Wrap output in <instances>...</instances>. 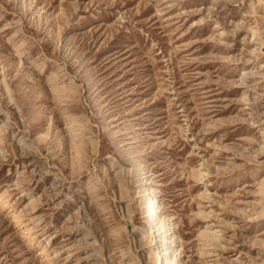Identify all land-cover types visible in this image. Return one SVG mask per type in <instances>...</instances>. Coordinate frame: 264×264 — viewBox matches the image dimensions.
I'll return each instance as SVG.
<instances>
[{
    "label": "rangeland",
    "instance_id": "obj_1",
    "mask_svg": "<svg viewBox=\"0 0 264 264\" xmlns=\"http://www.w3.org/2000/svg\"><path fill=\"white\" fill-rule=\"evenodd\" d=\"M5 190L0 264H157L150 190L180 264H264V0H0Z\"/></svg>",
    "mask_w": 264,
    "mask_h": 264
},
{
    "label": "bare ground",
    "instance_id": "obj_2",
    "mask_svg": "<svg viewBox=\"0 0 264 264\" xmlns=\"http://www.w3.org/2000/svg\"><path fill=\"white\" fill-rule=\"evenodd\" d=\"M77 146H78V144H77ZM142 199H141L142 200V207H143L142 209L144 210L145 223L148 226L149 234L153 238L154 243H155V250H156L155 256L157 259V264H180L179 249L176 248V246H174L172 244V239L174 237V233H173L170 218L165 216L162 220H159V218H158L159 211H158V207L156 206L155 196H154L152 190H150ZM12 205L10 204L8 191L5 190L2 194H0V208L11 209ZM13 211L14 210H12L11 212H13ZM261 215H264V210H262ZM13 217H14L13 221L16 223V225H22L23 224L24 220H23V216L21 213L14 214ZM164 233L166 234L165 240L168 242L170 241V243H171L170 247L168 246L169 251L167 252L166 256L164 254L163 244L159 240V236L163 235ZM20 237L22 239H27L30 242L35 241L37 239V235L33 233L32 227H24V229L21 230V236ZM168 245H169V243H168ZM73 247L74 246H70L68 248L69 256L75 254ZM39 253L42 256L43 260L46 261L47 264H54L53 258H51L50 255L47 253V245L43 246V248L41 250L39 249ZM63 263H65V262H63Z\"/></svg>",
    "mask_w": 264,
    "mask_h": 264
}]
</instances>
